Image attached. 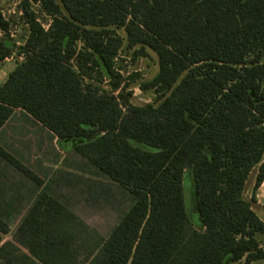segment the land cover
I'll return each mask as SVG.
<instances>
[{
	"label": "trees",
	"instance_id": "trees-1",
	"mask_svg": "<svg viewBox=\"0 0 264 264\" xmlns=\"http://www.w3.org/2000/svg\"><path fill=\"white\" fill-rule=\"evenodd\" d=\"M19 8L28 25L20 45L0 11V61L23 56L0 84V128L25 110L135 201L105 236L42 190L0 244V264L264 260V220L244 197L252 169L255 189L264 182V0H21ZM124 45L134 56L157 54L156 74L140 84L154 102L131 101L115 68ZM104 79L111 89L93 82ZM0 156L43 185L1 144ZM187 173L197 222L186 210ZM10 231L0 216V233Z\"/></svg>",
	"mask_w": 264,
	"mask_h": 264
},
{
	"label": "rangeland",
	"instance_id": "rangeland-1",
	"mask_svg": "<svg viewBox=\"0 0 264 264\" xmlns=\"http://www.w3.org/2000/svg\"><path fill=\"white\" fill-rule=\"evenodd\" d=\"M21 0H0V11L11 19L9 33L22 44L28 33V25L22 18L19 8ZM40 18H47L40 7L33 6ZM48 21H44L47 25ZM125 36L123 28L118 30ZM5 32L0 28V37ZM137 48V47H136ZM133 49L126 45L115 59V68L122 77L123 83L129 84L131 101L135 104L154 102L152 91H144L140 84L152 78L158 70L157 54L146 49L145 53L134 56ZM23 56L14 53L0 61V84L9 72L22 60ZM91 82L84 80V86ZM96 86L110 88V80L93 81ZM118 91H115L117 94ZM29 115L23 110H16L9 123L0 131V143L18 156L29 167L37 171L44 179L40 187L22 175L15 167L0 156V214L10 218L13 227L9 237L15 230L18 218L28 208L30 201L38 189L44 188L64 204L82 216L91 226L108 236L121 217L133 205L134 196L110 179L97 167L73 152H64L49 131L37 127L28 121ZM257 167L248 175L244 197L251 201L252 208L264 220V183L255 189ZM38 188V189H37ZM184 194L186 210L189 218L197 222L198 215L194 209V188L191 173L184 178ZM244 261H233L230 264H243ZM251 264H264V260H256Z\"/></svg>",
	"mask_w": 264,
	"mask_h": 264
},
{
	"label": "crops",
	"instance_id": "crops-1",
	"mask_svg": "<svg viewBox=\"0 0 264 264\" xmlns=\"http://www.w3.org/2000/svg\"><path fill=\"white\" fill-rule=\"evenodd\" d=\"M21 61V60H20ZM16 110H23V109H21V108H17V109H15V111ZM14 111V112H15ZM25 113H27L25 110H23ZM14 112H13V114H14ZM13 114L11 115V117L7 120V122L0 128V131L9 123V120L12 118V116H13ZM28 115H29V118H28V121H30V122H32V123H34V124H36V126L37 127H40V128H43L45 131H49L50 133H49V135H51V137H52V139L53 140H56L57 141V136L53 133V132H51L48 128H46L45 126H43L39 121H37L35 118H33L29 113H27ZM58 143V142H57ZM1 144V143H0ZM5 147V146H4ZM6 148V147H5ZM62 151H64V152H73V153H77L75 150H73V149H70V150H67V151H65V150H63V149H61ZM10 151V150H9ZM11 153H13L15 156H20L19 154H17V153H14V152H12V151H10ZM77 154H79V153H77ZM80 155V154H79ZM81 156V155H80ZM19 158V157H18ZM84 158V157H83ZM4 159V158H3ZM85 159V158H84ZM5 160V159H4ZM86 160V159H85ZM14 167V166H13ZM33 169V168H32ZM20 172V171H19ZM37 172V171H36ZM21 173V172H20ZM22 174V173H21ZM23 175V174H22ZM25 176V175H24ZM28 178V177H27ZM31 180V179H30ZM32 181V180H31ZM32 182H34V181H32ZM35 183V182H34ZM264 183V182H263ZM37 186H39L40 187V185H38L37 183H35ZM38 189V188H37ZM42 190H44V188H42ZM41 189H38L37 190V192H36V194H35V196L32 198V200L30 201V203H28L29 204V206H28V208L26 209V211L24 212V213H22L21 215H20V217L18 218V220H17V223H16V227H15V230H16V228H17V226L19 225V223L23 220V218H24V216L26 215V213H27V211H28V209L31 207V205L34 203V201L36 200V198L38 197V195H39V193L42 191ZM61 201V200H60ZM0 216L3 218V219H5L9 224H10V227H11V231H12V229H13V227H12V225H11V222H10V218H8V217H6L5 215H2V214H0ZM14 230V231H15ZM11 231H10V233H11ZM14 231H13V233H14ZM9 233V234H10ZM1 234V233H0ZM9 234H1V237H2V240L0 241V244L1 243H3L4 241H6V240H8V239H11L12 238V236H13V234L11 235V237H9ZM24 249V251H26L27 252V250L25 249V248H23ZM241 261H244V259H242ZM240 261V262H241Z\"/></svg>",
	"mask_w": 264,
	"mask_h": 264
},
{
	"label": "built area",
	"instance_id": "built-area-1",
	"mask_svg": "<svg viewBox=\"0 0 264 264\" xmlns=\"http://www.w3.org/2000/svg\"><path fill=\"white\" fill-rule=\"evenodd\" d=\"M105 81H107V79H105Z\"/></svg>",
	"mask_w": 264,
	"mask_h": 264
}]
</instances>
